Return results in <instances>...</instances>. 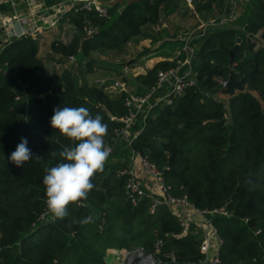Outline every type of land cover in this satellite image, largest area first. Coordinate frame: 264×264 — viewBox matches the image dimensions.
<instances>
[{"label": "trees", "instance_id": "1", "mask_svg": "<svg viewBox=\"0 0 264 264\" xmlns=\"http://www.w3.org/2000/svg\"><path fill=\"white\" fill-rule=\"evenodd\" d=\"M180 1L116 2L107 17L69 10L60 28L67 23L71 33L56 37L44 58L38 38L0 43V66L9 71L0 74V264H107L108 250L155 254L158 240L159 264H203L193 226L178 236L172 209L161 205L149 213V200L129 204L118 174L124 166L112 156L124 143L100 157L120 127L112 118L125 114V95L104 90L111 79L104 85L86 80L116 74L136 94L150 89L157 71L172 62L136 77L124 76L122 67L135 69L166 42L177 43L175 32L154 27L176 13L183 18ZM220 1L199 0L196 9H217ZM184 6L192 22L179 32L196 25ZM88 28L95 29L91 36ZM145 40L157 45L139 47ZM196 45V85L173 105L139 118L131 149L168 168L172 196H185L197 210L225 207L227 217L209 218L222 241L219 264H264V0H249L233 27L211 29ZM130 47L137 57L125 60ZM107 54L121 60L114 65L99 58ZM89 156L91 164L70 173ZM69 173L53 219L37 222Z\"/></svg>", "mask_w": 264, "mask_h": 264}, {"label": "built area", "instance_id": "2", "mask_svg": "<svg viewBox=\"0 0 264 264\" xmlns=\"http://www.w3.org/2000/svg\"><path fill=\"white\" fill-rule=\"evenodd\" d=\"M249 0H221L216 6H212L207 12H198L196 6L199 0H184L187 9L196 20L195 27L187 28L179 32L175 40L182 44V48L177 50L174 56L168 57L165 61L172 62L174 65L165 69H160L156 73L154 85L142 94H136L121 80L110 81V84L104 87V90L110 94L123 93L125 114L120 118H112L116 120L120 127L114 130L113 143L105 146L100 157L108 156L113 153L116 146L124 143V148L129 153V163L118 171L119 176L125 180L124 191L126 199L133 207H137L144 200L150 201L148 209L149 213H153L158 206L164 205L172 209L177 221L181 227L178 236L185 235L190 226H193L194 233H198L201 239L199 250L204 255L203 264H219L218 250L222 241L216 235L213 225L209 218L212 216L227 217L229 214L225 207L213 208L211 210H197L187 201L185 196L175 197L170 194L171 187L165 182L164 174L168 168H159L155 163L151 162L147 156H142L138 152L131 149L132 142L139 134V128H135L139 118L144 121L147 115L157 108L167 107L180 98L187 89L196 85L195 76L192 70V60L196 49V41L206 36L211 29H227L233 27L236 19L241 14L243 8ZM27 12L24 15L16 16L14 19L0 18V28L4 30L6 41L13 38L20 39L25 37L37 38L46 30H57L60 27V21L67 11H94L99 17L108 16V5L100 0H83L75 4L74 0H63L60 2H49V0H27ZM68 7V8H67ZM164 24H157L155 31H160V27ZM63 30L66 28L61 27ZM94 28H88L86 35L91 36ZM5 41V42H6ZM70 61H74L73 57H69ZM124 76L136 77V69H129L127 64L122 67ZM14 72L12 71V74ZM0 74L8 76L9 71L5 66H0ZM95 82L104 85L106 80H95ZM222 87L226 83L221 82ZM26 95V93H23ZM16 100L20 97H16ZM137 129L138 131H136ZM94 161L92 156L84 160H78L73 165L70 173L78 170L85 165ZM138 161L140 169L144 171L146 176L152 181L153 186L147 190L143 180L135 171L134 162ZM70 173L60 182L58 192L51 195L45 202L43 211L37 218V222L43 223L52 220L54 211L58 201L61 200V190L69 188ZM195 216L200 218V222H193ZM204 224V228L199 226ZM162 243L158 240L155 243V254H147L142 248H136L134 251L127 250H108L117 256L127 258V264L134 257L138 258L136 264H159L160 259L156 254L160 252ZM121 257L122 263L125 262ZM174 262V257H171Z\"/></svg>", "mask_w": 264, "mask_h": 264}, {"label": "rangeland", "instance_id": "3", "mask_svg": "<svg viewBox=\"0 0 264 264\" xmlns=\"http://www.w3.org/2000/svg\"><path fill=\"white\" fill-rule=\"evenodd\" d=\"M179 4H180V10H182V12L184 11L185 16L182 18L181 15L178 14V13H176V15L170 16L168 18L170 22H163L164 25H165V27H162L161 26L160 27L161 30L164 29V30L168 31V33H170V34H173L174 32L176 34H178L177 32H179L181 30V28L187 27L188 25L189 26L191 25V22L192 21H191V19L189 17L188 12L186 11V8L184 6V2L181 0ZM5 7L6 8L3 9V13L6 14L7 16H10V10H11V8L8 7V6H5ZM205 12H207V11H205ZM160 25H162V23ZM46 31H49V30H46ZM164 35L167 36L166 33ZM1 39H2V37L0 38V40ZM168 39H170V38H168ZM174 39H172V40H174ZM45 40H47V39L46 38L43 39V41H45ZM51 42H52V40H49L48 44H45L46 45V49H44L43 56L40 55L41 57L44 58V57H46L48 55L47 49H49ZM130 48L132 49L134 47H130ZM181 48H182V44L179 43V42H177V43L176 42L175 43L166 42L163 45L162 48H160L158 50H155V52L151 55L150 58L151 59H155L157 57H170L174 53V51L176 49L177 50H180ZM131 49H129V52H128L129 54H127L126 57L124 58L125 60L128 59V58H130V57L133 58V56H136V52H133V49L132 50ZM99 58L101 60H103V59L104 60H107L108 62H110L111 64H114V65H116V63H119V61L121 60L120 57H116V56L111 55V54H107V55H104V56H99ZM145 65H146V62L145 61H141L140 66L143 68V67H145ZM60 69H61V67L59 68V70ZM104 76H101L100 74L92 75V76H87L86 80H88V81H95V80L98 81V80H106V79L107 80L108 79H111V81L118 80V77L116 76V74L106 75V77H104ZM225 99H227V97H225ZM225 99H223V100L226 101ZM262 108L264 109V106L263 105H262ZM137 129H135V130L137 131ZM126 150H127L126 148H124V150L122 148L119 149V150L117 149V152L114 153V155H112L114 157L113 160L119 162L124 167L127 166L128 163H129V153H128V150L127 151ZM131 251H134V249L131 250ZM108 255L109 256L106 258L107 259L106 260L107 264H121L122 263V260H121V257L122 256L119 257V256H117L115 254H111L110 252H109ZM126 259L127 258H123V260L125 261V262H123V264H127V260Z\"/></svg>", "mask_w": 264, "mask_h": 264}, {"label": "crops", "instance_id": "4", "mask_svg": "<svg viewBox=\"0 0 264 264\" xmlns=\"http://www.w3.org/2000/svg\"><path fill=\"white\" fill-rule=\"evenodd\" d=\"M27 0H0V18H8V19H14L16 16L19 15H24L27 12ZM63 0H53V2H60ZM83 0H74L75 4H77L78 2H81ZM101 1V0H100ZM126 1H131V0H102V3H107L108 5H112L114 3H125ZM4 6H8L11 8L10 10V16H7L6 14L3 13V9H1ZM68 8V7H67ZM64 15V14H63ZM1 24V23H0ZM65 27L66 29L63 30L62 28H58L57 30H49V31H44L43 34L38 35V41L40 44V50H39V56H43L44 53V49H46V45L48 44L49 40H55L57 39L56 37L65 40L66 39V34L67 33H71L72 31V27L69 26L67 23H65L64 25L62 24V27ZM45 35V36H44ZM2 37V39L0 40V43L5 42L6 41V35L4 33V30L2 28H0V38ZM164 39H168V36L163 35ZM47 39L45 41H43V39ZM170 40V39H168ZM157 44H152L149 40H145L143 42L140 43L139 47H145L147 49H153ZM49 52V49H47V53ZM177 53V49L174 51V53L171 56H174ZM170 56V57H171ZM151 56L146 57L145 59L141 60V61H145L146 65L145 67H137L136 69V74L137 75H145L146 74V70L148 69H152L154 67L155 64H157L160 61H164L166 58L168 57H157L155 59H151ZM220 98L225 99V97H227V99H225L226 101L229 100V96L228 95H223V94H219ZM134 166H135V171L137 173V175L143 180L144 182V186L146 187L147 190H150L153 186L152 181H150V179L146 176V174L144 173V171H142V169H140L138 161L134 162ZM193 222H200V218H198V216H195L194 219H192ZM199 226L204 228V224L199 223Z\"/></svg>", "mask_w": 264, "mask_h": 264}, {"label": "water", "instance_id": "5", "mask_svg": "<svg viewBox=\"0 0 264 264\" xmlns=\"http://www.w3.org/2000/svg\"><path fill=\"white\" fill-rule=\"evenodd\" d=\"M239 42H240V40L237 39V42H236V45H235L234 48H236V47L238 46ZM229 55H230V60H229V61H230V63H231V62H232V58H233V51H231V52L229 53ZM108 117H110V116L108 115ZM78 200H79L80 202H83V199H82L81 197H78ZM137 261H138V258H137V257H134V258H132V259L130 260L129 264H136Z\"/></svg>", "mask_w": 264, "mask_h": 264}, {"label": "bare ground", "instance_id": "6", "mask_svg": "<svg viewBox=\"0 0 264 264\" xmlns=\"http://www.w3.org/2000/svg\"><path fill=\"white\" fill-rule=\"evenodd\" d=\"M117 252H115L114 254H116Z\"/></svg>", "mask_w": 264, "mask_h": 264}]
</instances>
